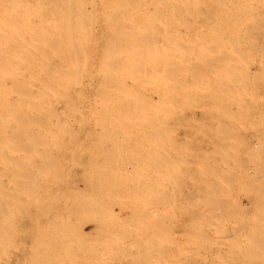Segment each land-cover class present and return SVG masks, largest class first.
I'll return each mask as SVG.
<instances>
[{
    "label": "rangeland",
    "instance_id": "1",
    "mask_svg": "<svg viewBox=\"0 0 264 264\" xmlns=\"http://www.w3.org/2000/svg\"><path fill=\"white\" fill-rule=\"evenodd\" d=\"M139 1L0 0V264H264V0Z\"/></svg>",
    "mask_w": 264,
    "mask_h": 264
},
{
    "label": "bare ground",
    "instance_id": "2",
    "mask_svg": "<svg viewBox=\"0 0 264 264\" xmlns=\"http://www.w3.org/2000/svg\"><path fill=\"white\" fill-rule=\"evenodd\" d=\"M140 1H141V0H140ZM140 1H139V2H140ZM165 1H166V0H165ZM175 1H176V0H175ZM181 1H182V0H181ZM211 1H213V0H211ZM129 2H131V1H129ZM151 2H154V1H151ZM173 2H174V1H173ZM177 2H178V1H177ZM184 2H185V1H184ZM168 3H169V1H168ZM174 3H175V2H174ZM182 3H183V1H182ZM208 3H209V2H208ZM217 3H218V2H217ZM131 4H132V3H131ZM152 4H153V3H152ZM158 4H159V3H158ZM212 4H213V3H212ZM214 4H215V3H214ZM132 5H133V4H132ZM165 5H166V4H165ZM185 5L188 7L187 4H185ZM191 5H192V4H191ZM221 5H222V4H221ZM261 5H262V3H261ZM127 6H128V4H127ZM153 6H154V5H153ZM156 6H157V5H156ZM160 6H161V4H160ZM170 6H171V5H170ZM213 6H214V5H213ZM118 7H119V5H118ZM129 7H130V5H129ZM154 7H155V6H154ZM168 7H169V6H168ZM222 7H223V6H222ZM225 7H226V6H225ZM112 8H113V7H112ZM190 8H192V7H190ZM198 8H199V7H198ZM213 8H214V7H213ZM238 8H239V7H238ZM255 8H256V7H255ZM119 9H120V8H119ZM121 9H123V8H121ZM194 9H195V6H194ZM194 9H193V10H194ZM116 10H117V9H116ZM127 10H128V9H127ZM157 10H159V9H157ZM166 10H167V9H166ZM173 10H174V9H173ZM175 10H176V9H175ZM175 10H174V11H175ZM204 10H205V9H204ZM220 10H221V9H220ZM226 10H228V9H226ZM235 10H236V9H235ZM238 10H239V9H238ZM117 11H118V10H117ZM161 11H162V10H161ZM161 11H160V12H161ZM195 11H196V10H195ZM254 11H255V10H254ZM257 11H258V10H257ZM115 12H116V11H115ZM120 12H122V11H119L118 13H120ZM158 12H159V11H158ZM178 12H179V11H178ZM185 12H186V11H185ZM190 12H191V11H190ZM193 12H194V11H193ZM220 12H221V11H220ZM118 13H117V14H118ZM122 13H123V12H122ZM122 13H121V14H122ZM132 13H133V12H132ZM167 13H168V12H167ZM186 13H187V12H186ZM236 13H237V12H236ZM241 13H242V12H241ZM130 14H131V13H130ZM172 14H173V12H172ZM174 14H175V13H174ZM177 14H178V13H177ZM180 14H181V13H180ZM194 14H195V12H194ZM250 14H251V13H250ZM114 15H115V14H114ZM162 15H163V14H162ZM164 15H165V13H164ZM181 15H182V14H181ZM187 15H188V14H187ZM196 15H197V14H196ZM215 15H216V14H215ZM234 15H235V14H234ZM258 15H259V13H258ZM178 16H180V15H178ZM223 16H224V15H223ZM223 16H222V17H223ZM230 16H231V15H230ZM172 17H175V16L172 15ZM217 17H218V16H217ZM254 17H255V16H254ZM160 18H161V17H160ZM149 19H150V18H149ZM152 19H155V18H152ZM185 19H186V18H185ZM229 19H230V18H229ZM253 19H254V18H253ZM113 20H114V19H113ZM143 20H144V19H143ZM158 20H159V19H158ZM175 20H176V19H175ZM163 21H164V20H163ZM163 21H162V23H164ZM165 21H167V19H166ZM171 21H172V19H171ZM176 21H177V20H176ZM145 22H146V21H145ZM148 22H149V21H148ZM152 22H153V21H152ZM196 22H197V21H196ZM231 22H232V21H231ZM158 23H159V22H158ZM172 23H173V22H172ZM172 23H171V24H172ZM187 23L190 24V22H187ZM204 23H205V22H204ZM204 23H203V24H204ZM212 23H213V22H212ZM229 23H230V22H229ZM239 23H240V22H239ZM118 24H119V23H118ZM147 24H148V23H147ZM208 24H209V23H208ZM143 25H145V24H143ZM163 25H164V24H163ZM150 26H151V24H150ZM167 26H168V25H167ZM172 26H173V25H172ZM178 26H179V25H178ZM183 26H184V25H183ZM220 26H221V25H220ZM222 26H223V25H222ZM111 27H112V26H111ZM165 27H166V26H165ZM202 27H203V26H202ZM207 27H208V26H207ZM212 27H213V26H212ZM214 27H215V29H216L217 26H214ZM152 28H153V27H152ZM187 28H188V27H187ZM199 28H200V27H199ZM223 28H224V27H223ZM142 29H143V28H142ZM231 29H232V28H231ZM235 29H236V28H235ZM154 30H155V29H154ZM173 30H174V29H173ZM213 30H214V29H213ZM219 30H220V29H219ZM136 31H138V30H136ZM140 31H141V30H140ZM156 31H157V30H156ZM133 32H134V31H133ZM150 32H151V31H150ZM153 32H155V31H153ZM141 33H142V32H141ZM207 33H208V32H207ZM224 33H225V32H224ZM224 33H222V34H224ZM236 33H237V32H236ZM157 34H158V32H157ZM203 34H204V33H203ZM211 34H212V33H211ZM211 34H209V35H211ZM213 34H214V33H213ZM213 34H212V35H213ZM140 35H142V34H140ZM140 35H139V36H140ZM155 35H156V34H155ZM136 36H137V35H136ZM136 36L134 35L133 37H136ZM160 36H161V35H160ZM178 36H179V34H178ZM181 36H182V35H181ZM187 36H188V35H187ZM213 36H214V35H213ZM221 36H223V35H221ZM147 37H148V36H147ZM208 37H209V36H208ZM227 37H228V36H227ZM143 38H144V37H143ZM217 38H219V37H217ZM217 38H216V39H217ZM152 39H153V38H152ZM176 39H177V38H176ZM205 39H206V38H205ZM208 39H209V38H208ZM210 39L212 40V38H210ZM213 40H215V39H213ZM221 40H222V39H221ZM221 40H220V41H221ZM179 42H180V41H179ZM214 42H215V41H214ZM214 42L212 41L211 43H214ZM218 42H219V41H218ZM222 42H223V41H222ZM196 43H197V42H196ZM200 43H201V42H200ZM215 43H216V42H215ZM175 44H176V43H175ZM180 44H181V43H180ZM191 44H192V43H191ZM176 45H177V44H176ZM201 45H202V44H201ZM237 45H239V44H237ZM144 46H145V45H144ZM148 46H149V45H148ZM181 46H182V45H181ZM198 46H199V45H198ZM208 46H209V44H208ZM178 47H179V46H178ZM222 47L224 48V47H226V46L224 45V46H222ZM148 48H149V47H148ZM198 48H199V47H198ZM176 49H177V48H176ZM179 49H180V48H179ZM213 49H214V48H213ZM219 49H220V48H219ZM225 49H226V48H225ZM148 50H149V49H148ZM172 50H173V49H172ZM174 50H175V49H174ZM183 50H184V48L182 49V51H183ZM217 50H218V49H217ZM233 50H234V49H233ZM233 50L231 49V51H233ZM180 51H181V50H180ZM182 51H181V52H182ZM220 51H221V50H220ZM191 52H192V51H191ZM196 52H197V51H196ZM212 52H213V51H212ZM223 52H224V51H223ZM175 53H176V52H175ZM214 53L216 54V52H214ZM176 54L178 55V53H176ZM205 54H206V53H205ZM205 54H204V55H205ZM211 54H213V53H211ZM227 54H228V52H227ZM174 55H175V54H174ZM184 55H185V54H184ZM243 55H244V54H243ZM180 56H181V55H180ZM194 56H195V55H194ZM171 57H172V56H171ZM197 57H198V56H197ZM238 57H239V56H238ZM175 58H176V57H175ZM180 58H181V57H180ZM180 58H178V59H180ZM176 59H177V58H176ZM197 59H198V58H197ZM186 60H187V59H186ZM170 61H173V60H170ZM228 61H229V59H228ZM142 62H143V61H142ZM174 62H175V61H174ZM185 62H186V61H185ZM216 62H217V61H216ZM229 62H230V61H229ZM240 62H241V61H240ZM242 62H243V61H242ZM169 63H171V62H169ZM179 63H180V62H179ZM237 63H238V62H237ZM172 64H173V63H172ZM177 64H178V63H177ZM207 64H208V63H207ZM168 65H169V64H168ZM170 65H171V64H170ZM205 66H206V64H205ZM234 66H235V65H234ZM245 66H246V64H245ZM180 67H181V66H180ZM208 67H209V66H208ZM216 67H217V66H216ZM212 68H213V67H212ZM232 68H233V67H232ZM236 69H237V68H236ZM185 70H186V69H185ZM247 70H248V69H247ZM145 71L147 72V70H145ZM164 71H166V70H164ZM202 71H203V70H202ZM233 71H234V70H233ZM166 72H167V71H166ZM204 72H205V71H204ZM225 72H226V71H225ZM228 72L230 73L231 71H228ZM228 72H227V73H228ZM137 73H138V72H137ZM138 74H140V73H138ZM138 74H137V76H136V75H134V76L139 77ZM142 74H143V73H142ZM144 74H145V73H144ZM144 74H143V78H144V76L146 77L147 73H146V75H144ZM239 74H240V72H239ZM148 75H149V74H148ZM148 75H147V76H148ZM227 75H228V74H227ZM149 76H150V75H149ZM149 76H148V77H149ZM151 76H152V75H151ZM161 76H162V75H161ZM163 76H164V75H163ZM231 76H232V75H231ZM136 77H135V79H136ZM229 77H230V74H229ZM238 77H239V76H238ZM164 78H165V77H164ZM191 78H192V77H191ZM135 79H134V80L132 79V80L135 82ZM147 79H148V78H147ZM153 79H154V78H153ZM153 79H152V82H153ZM137 80H141V79L138 78V79H136V81H137ZM142 80H145V79H142ZM142 80H141V81H142ZM149 80H150V79H149ZM165 80H166V79H165ZM219 80H220V79H219ZM154 81H155V79H154ZM163 81H164V79H163ZM170 81H171V80H170ZM139 82H140V81H139ZM144 82L146 83V81H144ZM147 82H148V81H147ZM228 82H229V81H228ZM234 82H235V81H234ZM247 82H248V81H247ZM150 83H151V82H150ZM172 83H173V82H172ZM140 84H142V82H141ZM147 84H149V83H147ZM176 84H177V83H176ZM242 84H243V83H242ZM136 85H138V84H136ZM142 85H143V84H142ZM144 85H145V84H144ZM152 85H155V84L152 83ZM227 85H228V84H227ZM249 85H250V84H249ZM121 86H122V85H121ZM138 86H140V85H138ZM146 86H147V85H146ZM148 86H149V85H148ZM155 86H156V85H155ZM155 86H154V87H155ZM172 86H173V85H172ZM220 86H221V85H220ZM245 86H246V85H245ZM113 87H114V86H113ZM154 87H153L152 89L156 90V89H157V86H156V89H155ZM222 87H223V85H222ZM242 87H243V86H242ZM108 88H110V87H108ZM108 88H107V91L110 90V89H108ZM119 88H120V89H119ZM119 88L117 87V90H119V91L121 90V93H119V92L116 90V87L114 88V91H117V92L121 95V100H122V101H123V99H124L123 97H125V95H127V93L129 94V91H131L130 94L128 95V96L133 95V96H131L132 98L130 97L131 100H133V101L135 100V99H133L134 96H135L134 98H136V97L138 98V97L141 96L140 99L138 98V99L136 100V101L139 102V103H140V102H141V103H142V102L144 103V104L142 103L141 106H143V105H144V106H145V105H149L150 102H151V104H150V106H151V105H154V104H152V102H157V101H152V100L150 99V97H152V96H149V95L147 96V93H148V92H153V91L150 90V89H151L150 86H149L150 89H149V88H145V89H147V92H146V90H145L146 95L144 94V91L142 92V91L140 90V89H142V86H141V88H140V87H137V88H140V89H138V90L135 88L136 91L133 92V93L138 94V92H139V90H140L141 92H139V94H138L139 96H137L136 94H132V91H134V90H132L133 88L130 89V86H129L128 88H126V87H124V85H123V88L127 89L128 92H127V90L125 91L122 87H119ZM161 88H162V86H161ZM161 88H160V89H161ZM143 89H144V88H143ZM143 89H142V90H143ZM158 89H159V88H158ZM219 89H220V88H219ZM100 90H102V88H101ZM103 90H104V92L108 93V92L106 91V87H105V89H103ZM111 90H112V88H111ZM148 90H150V91H148ZM171 90H172V89H171ZM205 90H206V89H205ZM221 90H222V89H221ZM247 90H248V88H247ZM114 91L112 90L111 92H114ZM124 91H125L126 93H125ZM214 91H215V90H214ZM223 91H224V90H223ZM241 91H242V90H241ZM111 92H110V93H111ZM212 92H213V91H212ZM224 92H225V91H224ZM245 92H246V91H245ZM94 93H96V92H94ZM102 93H103V91H102L100 94H102ZM114 93H115V92H114ZM124 93H125V94H124ZM153 93H155V92H153ZM156 93L158 94L159 92H156ZM160 93H162V90H161ZM219 93H220V92H219ZM219 93H218V94H219ZM226 93H227V92H226ZM238 93H239V92H238ZM247 93H248V92H247ZM98 94H99V93H98ZM100 94H99V96L101 97L102 95H100ZM112 94H113V93H112ZM119 94H117V95L115 94V95H116V98H117V97L119 98V99L117 98L118 100L116 101V103L109 102V103H113V104H114L113 107H115V104H119V103L122 102V101L120 100ZM122 94L124 95L123 97H122ZM141 94H143L145 97H142ZM151 94H152V93H151ZM167 94H168V93H167ZM167 94H166V95H167ZM241 94H242V93H241ZM95 95H96V94H95ZM104 95H105V94L103 93V97H104ZM108 95H109V93L106 94V96H108ZM169 95H170V94H169ZM173 95H174V94H173ZM223 95H224V93H223ZM231 95H232V94H231ZM235 95H236V94H235ZM253 95H254V94H253ZM80 96H81L80 98H82V95H80ZM99 96H98V98H96L97 100L100 98ZM109 96H110V95H109ZM128 96L125 97V99H124L125 101H123V102H124L123 105H122V103H121V104L116 105V106L120 108V105H121V107H123V108H124V106H125V108H126V107L128 108V104H129V103L126 102L127 100H130V99H126V98H128ZM158 96H159V95H158ZM177 96H178V95H177ZM228 96H229V95H228ZM241 96H242V95H241ZM112 97H114V96H112ZM112 97H111V98H112ZM148 97H149V98H148ZM164 97H165V96H164ZM167 97H168V96H167ZM171 97H172V96H171ZM231 97H232V96H231ZM92 98H93V95H92ZM106 98H108V97H106ZM116 98H115V100H116ZM145 98H146V99H145ZM147 98H148L150 101H149ZM199 98H200V97H199ZM93 99H94V98H93ZM160 99H161V98H160ZM160 99H159V100H160ZM204 99H205V98H204ZM238 99H239V98H238ZM254 99H255V98H254ZM258 99H259V98H258ZM100 100H102V97L100 98ZM108 100H110V98H108ZM113 100H114V99L112 98V101H113ZM143 100H144L145 102H147V100H148L149 103L147 102L148 104H146ZM156 100H157V99H156ZM168 100H169V99H168ZM105 101H107V100L105 99ZM105 101H104V99H103V102L100 101L99 104H103ZM118 101H121V102H118ZM133 101H131V102H133ZM165 101H166V100H165ZM165 101H164V102H165ZM188 101H189V100H188ZM230 101H231V100H230ZM238 101H239V100H238ZM117 102H118V103H117ZM128 102H129V101H128ZM131 102H130V103H131ZM134 102H135V101H134ZM210 102H212V101H210ZM232 102H233V100H232ZM106 103H108V102H105V104H106ZM109 103L106 104V108H108V106H109V107L111 106V109H112L113 107H112V105L109 104ZM125 103H126V105H124ZM158 103H159V102H158ZM161 103H162V102H161ZM80 104H81V103H80ZM93 104H94V103H93ZM95 104H96L95 106H97V103H95ZM99 104H98V105H99ZM105 104H104V105H105ZM131 104L133 105V106L131 105V107L134 108L135 105H134L133 103H131ZM155 104H156V103H155ZM227 104H228V103H227ZM156 105H158V104H156ZM161 105H162V104H161ZM212 105H213V104H212ZM90 106H91V104H90ZM99 106H100V105H99ZM101 106H102V105H101ZM129 106H130V105H129ZM163 106H164V104H163ZM103 107H105V106H103ZM103 107H102V109H101L102 112H103V109H104ZM157 107H158V106H157ZM172 107H173V106H172ZM205 107H206V106H205ZM93 108H94V106H93ZM96 108H97V107H96ZM99 108H101V107H99ZM99 108H98V109H99ZM129 108H130V107H129ZM133 108H131V109H133ZM143 108H144V107H143ZM152 108H155V109H156V107H154V106H153ZM152 108H151V109H152ZM173 108H174V107H173ZM175 108H176V107H175ZM178 108H179V107H178ZM206 108H207V107H206ZM244 108H245V107H244ZM94 109H95V108H94ZM108 109L110 110V108H108ZM108 109H106V110L104 109V111H106V113L104 114V112H103V113H101V114L109 115V116L115 115V117H116V115H117L118 113L120 114V112L123 113V111H124V114H126V113L128 112V111L122 109V111H121V110H120V111L118 110L119 112H117V113H113L112 111H109V112H108V111H107ZM114 109H115V108H113V111H117V110H114ZM116 109H117V108H116ZM140 109H141V110H140ZM140 109H139L140 112L138 111L140 114H138V115L141 117V116H142V113H143V116L145 117L146 114L144 115V111H145V112H146V111L148 112V107H147V110H146V109H145V110H144V109L142 110V107H141ZM151 109H150V110H151ZM212 109H213V108H212ZM96 110H97V109H96ZM134 110H135V111H131V112H132V113H133V112L135 113V112H136V109L134 108ZM137 110H138V109H137ZM150 110H149V111H150ZM152 110H153V109H152ZM156 110H158V109H156ZM170 110H171V109H170ZM99 111H100V110H99ZM125 111H126V113H125ZM154 111H155V110H154ZM159 111H160V110H159ZM246 111H247V110H246ZM152 112H153V111H152ZM156 112H157V111H156ZM166 112H167V111H166ZM97 113H98V112H97ZM99 113H100V112H99ZM107 113H111V114L113 113V114L111 115V114H107ZM134 113H133V114H134ZM243 113H244V112H243ZM246 113H247V112H246ZM89 114H90V113H89ZM101 114H100V115H101ZM124 114H123V115H124ZM147 114H148V113H147ZM153 114H155V113H153ZM153 114H152V115H153ZM92 115H93V114H92ZM120 115H121V114H120ZM120 115H119V116H120ZM130 115H131V113H130ZM138 115H136V117H137ZM152 115H151V113L149 114V116H152ZM155 115H156V114H155ZM155 115H154V116H155ZM234 115H235V114H234ZM117 116H118V115H117ZM121 116H122V115H121ZM143 116H142V117H143ZM154 116H153V118L155 119ZM156 116H157V115H156ZM168 116H169V115H168ZM79 117H80V116H79ZM98 117H99V116H98ZM98 117H96V118H98ZM103 117H104V116H103ZM103 117H102V118H103ZM105 117H106V116H105ZM105 117H104V119L107 120L108 116H107V118H105ZM140 117H139V118H140ZM162 117H164V116H162ZM102 118H101V119H102ZM110 118H111V117H110ZM112 118H113V116H112ZM119 118H120V117H119ZM119 118H118V119H119ZM121 118H122V117H121ZM121 118H120V119H121ZM124 118H125V117H124ZM130 118H131V117H130ZM132 118H133V117H132ZM132 118H131V119H132ZM134 118H135V117H134ZM139 118H137V119L135 118V121L138 120ZM148 118H149V117H148ZM156 118H157V117H156ZM159 118H160V117H159ZM77 119H78V118H77ZM113 119H114V118H113ZM113 119H111L110 121L113 122ZM118 119L116 118L117 121H118ZM140 119H141V118H140ZM140 119H139V120H140ZM142 119H144V118H142ZM145 119H146V118H145ZM151 119H152V118H150V120H151ZM157 119H158V118H157ZM161 119H162V118H161ZM121 120H123V118H122ZM127 120L129 121V119H127ZM81 121H82V120H81ZM81 121H79V122H81ZM123 121H124V120H123ZM131 121H132V120H131ZM147 121H148V119H147ZM156 121H157V120H156ZM115 122H116V121H115ZM121 122H122V121H120V123H121ZM126 122H127V121H126ZM126 122H124V123H126ZM77 123H78V122H77ZM116 123H117V122H116ZM116 123H115V124H116ZM118 123H119V122H118ZM124 123H123V125H124ZM145 123H147V122L144 121V124H145ZM148 123H149V121H148ZM148 123H147V124H148ZM150 123H151V122H150ZM153 123H154V122H152L151 124H153ZM140 124H142V122H140ZM144 124H142V125H144ZM117 125H118V124H117ZM121 125H122V124H121ZM133 125H134V124H133ZM136 125H137V124H136ZM155 125H156V124H155ZM93 126H94V125H93ZM96 126H97V125H96ZM98 126H99V125H98ZM104 126H105V125H104ZM109 126L114 127V125H113V126H112V125H109ZM140 126H141V125H140ZM105 127H106V126H105ZM111 127H110V129H111ZM121 127H122V126H121ZM123 127H124V126H123ZM136 127H137V126H136ZM102 128H104V127H102ZM102 128H100V129H102ZM106 128H109V127L107 126ZM115 128H116V125H115ZM119 128H120V127H119ZM119 128H118V129H119ZM127 128H128V127H127ZM137 128H138V127H137ZM140 128H141V127H140ZM146 128H147V127H146ZM150 128H151V125H150ZM150 128H149V129H150ZM100 129H99V130H100ZM104 129H105V128H104ZM104 129H103V131H104ZM118 129H117V131H119ZM122 129H123V128H121L120 130H122ZM124 129H125V132H126V128H125V127H124ZM124 129H123V130H124ZM129 129H130V128H129ZM143 129H144V128H143ZM151 129H152V128H151ZM89 130H90V129H89ZM97 130H98V129H97ZM108 130H109V129H108ZM115 130H116V129H115ZM127 130H128V129H127ZM94 131H95V130H94ZM101 131H102V130H101ZM105 131H106V129H105ZM113 131H114V130H113ZM113 131H112V132H113ZM144 131H145V130H144ZM156 131H157V130H156ZM95 132H96V131H95ZM122 132H123V131H122ZM90 133H91V132H90ZM107 133H108V132H107ZM130 133H133V132H130ZM153 133H154V132H153ZM157 133H158V132H157ZM103 134H104V133H103ZM109 134H110V133H109ZM113 134H114V132H113ZM113 134H112V135H113ZM126 134H128V131H127ZM100 135H101V133H100ZM106 135H107V134H106ZM128 135H129V134H128ZM128 135H126V136H128ZM150 135H151V133H150ZM85 136H86V135H85ZM126 136H125V137H126ZM136 136H137V134H136ZM146 136H147V134H146ZM148 136H149V135H148ZM156 136H157V135H156ZM86 137H87V136H86ZM109 137H110V136H109ZM112 137H113V136H112ZM117 137H118V136H117ZM120 137H121V136H120ZM130 137H132V136H130ZM144 137H145V136H144ZM104 138H105V137H104ZM104 138H103V140H104ZM128 138H129V137H128ZM145 138H146V137H145ZM100 139H101V138H100ZM108 139H109V138H108ZM118 139H119V138H117V140H118ZM125 139H126V138H125ZM140 139H141V138H140ZM143 139H144V138H143ZM103 140H102V141H103ZM109 140H111V139H109ZM115 140H116V138H115ZM117 140H116V141H117ZM146 140H147V139H146ZM151 140H152V139H151ZM120 141H121V140H120ZM131 141H132V140H131ZM96 142H97V141H96ZM98 142H99V140H98ZM144 142H145V141H144ZM100 143H101V142H100ZM114 143H115V142H113V144H114ZM117 143H118V142H117ZM104 144H105V143H104ZM104 144H103V145H104ZM119 144H120V143H119ZM131 144H132V143H131ZM133 144H134V143H133ZM103 145H101V146H103ZM117 145H118V144H117ZM136 145H137V144H136ZM138 145H139V144H138ZM142 145H143V144H142ZM154 145H155V144H154ZM115 146H116V144H115ZM110 147H111V146H110ZM123 147H124V146H123ZM137 147H138V146H137ZM157 147H158V146H157ZM119 148H120V147H119ZM141 148H143V147H141ZM101 149H102V148H101ZM109 149H110V148H109ZM121 149H123V148H121ZM134 149H135V148H134ZM113 150H114V149H113ZM107 151H108V150H107ZM107 151H106V152H107ZM122 151H123V150H122ZM122 151H120V152H122ZM129 151H131V149H130ZM129 151H128V152H129ZM108 152H110V151H108ZM115 152H117V151H115ZM120 152H118V153L120 154ZM100 153H101V152H100ZM103 153H104V152H103ZM126 153H127V152H126ZM135 153H136V152H135ZM138 153H139V152H138ZM27 154H28V153H27ZM29 154H30V152H29ZM35 154H36V153H35ZM89 154H90V153H89ZM107 154H108V153H107ZM133 154H134V153H133ZM122 155H123V154H122ZM148 155H149V154H148ZM94 156H95V154H94ZM98 156H99V155H98ZM134 156H135V155H134ZM137 156H138V155H137ZM30 157H31V156H30ZM101 157H102V156H101ZM106 157H107V156H106ZM150 157H151V156H150ZM20 158H21V157H20ZM27 158H28V157H27ZM31 158H32V157H31ZM123 158H124V157H123ZM101 159H102V158H101ZM106 159H110V158H106ZM112 159L114 160V158H112ZM117 159H118V158H117ZM155 160H156V159H155ZM17 161H18V160H17ZM25 161H26V160H25ZM28 161H29V160H28ZM143 161H144V160H143ZM143 161H142V162H143ZM43 162H44V161H43ZM116 162H117V160H116ZM127 162H128V161H127ZM145 162H146V161H145ZM94 163H95V162H94ZM100 163H101V162H100ZM102 163H103V162H102ZM106 163H107V162H106ZM106 163H105V164H106ZM137 163H138V162H137ZM137 163H136V164H137ZM155 163H156V162H155ZM116 164L118 165V163H116ZM125 164H126V163H125ZM144 164H145V163H144ZM120 165H121V164H120ZM132 165H133V164H132ZM147 165H148V164H147ZM90 166H91V165H90ZM114 166H115V164H114ZM114 166L112 165V167H114ZM122 166H124V165H122ZM136 166H137V165H136ZM154 166H155V165H154ZM53 167H54V166H53ZM56 167H57V166H56ZM80 167H82V166H80ZM91 167H93V166H91ZM149 167H150V165H149ZM33 168H34V167H33ZM96 168H97V166H96ZM96 168H95V169H96ZM99 168H100V167H99ZM150 168H151V167H150ZM37 169H38V168H37ZM44 169H45V168H44ZM121 169H122V168H121ZM105 170H106V169H105ZM117 170H119V168H118ZM153 170H154V169H153ZM107 171H108V170H107ZM133 171H134V170H133ZM138 171H139V170H138ZM141 171H142V170H141ZM145 171H146V170H145ZM116 172H117V171H116ZM120 172H121V171H120ZM142 172H143V171H142ZM149 172H150V170H149ZM32 173H33V172H32ZM112 173H114V172H112ZM118 173H119V172H118ZM137 173H138V172H137ZM144 173H145V172H144ZM146 173H147V171H146ZM26 174H27V173H25V175H26ZM101 174H102V173H101ZM101 174H100V175H101ZM104 174H105V173H104ZM116 174H117V173H116ZM121 174H122V173H121ZM28 175H29V174H28ZM48 175H49V174H48ZM95 175H97V174H95ZM118 175H119V174H118ZM135 175H136V174H135ZM105 176H106V174H105ZM119 176H120V175H119ZM128 176H129V175H128ZM133 176H134V175H133ZM16 177H17V176H16ZM18 177H19V176H18ZM18 177H17V179H18ZM21 177H22V176H21ZM21 177H20V178H21ZM112 177H113V176H112ZM148 177H149V176H148ZM144 178H145V177H144ZM101 179H102V178H101ZM127 179H128V178H127ZM23 180H24V178H23ZM85 180H86V179H85ZM95 180H96V179H95ZM110 180H111V179H110ZM131 180H132V179H131ZM13 181H14V180H13ZM90 181H91V180H90ZM27 182H28V181H27ZM110 182H111V181H110ZM149 182H150V181H149ZM6 183H7V182H6ZM21 183H22V182H21ZM28 183H30V182H28ZM87 183H88V182H87ZM30 184H31V183H30ZM90 184H91V183H90ZM121 184H122V182H121ZM127 184H128V183H127ZM32 185H33V184H32ZM37 185H38V184H37ZM72 185H73V183H72ZM138 185H139V184H138ZM143 185H144V184H143ZM143 185H142V186H143ZM146 185H148V184L146 183ZM1 186H2V185H1ZM15 186H16V185H15ZM18 186H19V185H18ZM21 186H23V185H21ZM24 186H25V185H24ZM68 186H69V185H68ZM101 186H102V185H101ZM101 186H100V187H101ZM106 186H107V185H106ZM115 186H116V185H115ZM144 186H145V185H144ZM124 187H125V186H124ZM124 187H123V188H124ZM126 187H127V186H126ZM138 187H139V186H138ZM148 187H149V186H148ZM16 188H17V187H16ZM30 188H31V187H30ZM2 189H3V187H2ZM37 189H38V186H37ZM115 189H116V188H115ZM127 189H128V188H127ZM4 190H6V189L4 188ZM12 190H13V189H12ZM67 190H68V189H67ZM97 190H98V189H97ZM70 191H72V190H70ZM120 191H121V190H120ZM132 191H133V190H132ZM0 192H1V191H0ZM19 192H20V191H18L17 193H19ZM74 192H75V191H74ZM108 192H109V191H108ZM128 192H129V191H127V193H128ZM147 192H148V191H147ZM151 192H152V191H151ZM68 193H69V192H68ZM111 193H112V192H111ZM115 193H116V192H115ZM145 193H146V191H145ZM3 194H4V193H3ZM71 194H72V193H71ZM86 194H87V192H86ZM106 194H107V193H106ZM109 194H110V193H109ZM137 194H138V193H137ZM150 194H151V193H150ZM31 195H32V194H31ZM88 195H89V194H88ZM102 195H104V194H102ZM111 195H112V194H111ZM143 195H144V194H143ZM154 195H155V194H154ZM81 196H83V195H81ZM84 196H85V195H84ZM119 196H120V195H119ZM35 198H36V197H35ZM85 198H86V196H85ZM12 199H13V198H12ZM83 199H84V198H83ZM108 199H109V198H108ZM118 199H119V198H118ZM155 199H156V198H155ZM103 200H105V198L102 199L101 202H102ZM139 200H140V198H139ZM142 200H143V199H142ZM144 201H145V199H144ZM144 201H143V202H144ZM9 203H10V202H9ZM76 203H77V202H76ZM79 203H80V202H79ZM79 203H78V204H79ZM19 204H20V203H19ZM91 204H92V203H91ZM121 204H122V203H121ZM87 205H88V204H87ZM72 206H73V205H72ZM79 206H81V205H79ZM79 206H78V207H79ZM132 206H133V205H132ZM22 207H23V206H22ZM89 207H90V206H89ZM147 207H148V206H147ZM23 208H24V207H23ZM45 208H46V207H45ZM98 208H99V207H98ZM131 208H132V207H131ZM8 209H9V208H8ZM84 209H85V208H84ZM118 209H119V208H118ZM50 210H51V209H50ZM65 210H66V209H65ZM86 210H87V208H86ZM103 210H104V209H103ZM103 210H102V212H103ZM75 211H76V210H75ZM75 211H74V212H75ZM77 212H80V211H77ZM0 213H1V212H0ZM15 213H16V212H15ZM52 213H53V212H52ZM80 213H81V212H80ZM86 214H87V213H86ZM103 214H104V213H103ZM156 214H157V213H156ZM2 215H3V214H2ZM5 215H6V214H5ZM5 215H4V216H5ZM106 215H107V214H106ZM95 216H96V215H95ZM1 217H2V216H1ZM10 217H11V216H10ZM156 217H157V216H156ZM131 218H132V216H131ZM4 220H5V219H4ZM64 220H65V219H64ZM138 220H139V218H138ZM86 222H87V221H86ZM97 222H98V221H97ZM109 222H110V221H109ZM138 222H139V221H138ZM147 222H149V221H147ZM153 222H155V221H153ZM3 223H4V222H3ZM155 223H156V222H155ZM150 224L152 225L153 223H150ZM108 225H109V224H108ZM110 225H112V224H110ZM119 225H120V224H119ZM71 226H72V225H71ZM73 227H74V226H73ZM112 227H113V226H112ZM60 229H61V228H60ZM77 229H78V228H77ZM80 229H81V228H80ZM91 229H92V228H91ZM114 229H115V228H114ZM129 229H130V228H129ZM58 230H59V229H58ZM74 230H76V229H74ZM137 230H138V229H137ZM63 231H64V229H63ZM63 231H62V232H63ZM140 231L142 232V230H139V232H140ZM0 232H1V231H0ZM17 232H18V231H17ZM136 233H137V232H136ZM5 234H6V233H5ZM15 234H16V233H15ZM39 234H40V233H39ZM105 234H106V233H105ZM3 235H4V234H3ZM40 235H41V234H40ZM40 235H39V236H40ZM153 235H154V233H153ZM4 236H5V235H4ZM6 236H7V235H6ZM101 236H103V235H101ZM135 236L137 237V234H136ZM70 237H71V236H70ZM98 237H99V236H98ZM2 239H3V238H2ZM52 239H53V238H52ZM56 239H57V238H56ZM33 240H34V239H33ZM35 240H36V239H35ZM37 240H38V238H37ZM37 240H36V241H37ZM108 240H109V239H108ZM54 241H55V239H54ZM113 241H114V240H113ZM56 242H57V241H56ZM64 242H65V241H64ZM64 242H63V243H64ZM14 243H15V242H14ZM57 243H58V242H57ZM118 243H119V242H118ZM120 243H121V242H120ZM0 244H1V243H0ZM3 244H4V243H3ZM43 245H44V244H43ZM45 245H46V244H45ZM2 246H3V245H2ZM14 246H15V245H14ZM20 246H21V245H20ZM56 246H57V245H55V247H56ZM15 247H16V246H15ZM153 247H154V246H153ZM43 248H44V247H43ZM47 248H48V247H47ZM58 248H59V247H58ZM2 249H3V248H2ZM39 249H40V248H39ZM60 249H61V248H60ZM105 249H107V248H105ZM7 250H8V249H7ZM7 250H6V251H7ZM16 250H17V249H16ZM82 250H83V248H82ZM122 251H124V250H122ZM153 251H154V250H153ZM153 251H152V252H153ZM155 251H157V250H155ZM97 252H98V251H96V254H97ZM59 253H60V252H59ZM59 253H58V254H59ZM100 254H101V253H100ZM150 254H151V253H150ZM38 255H39V254H38ZM58 256H59V255H58ZM106 256H107V255H106ZM113 256H114V255H113ZM173 257H174V256H173ZM42 258H43V257H42ZM42 258H41V259H42ZM53 258H54V257H53ZM58 258H59V257H58ZM30 259H31V258H30ZM64 259H65V258H64ZM55 260H56V259H55ZM51 261H52V260H51ZM42 262H43V261H42ZM48 262H49V261H48ZM58 262H59V261H58ZM64 262H65V261H64ZM64 262H63V263H64ZM66 262H67V261H66ZM104 262H105V261H104ZM158 262H159V261H158ZM45 263H46V262H45ZM70 263H71V262H70ZM94 263H95V262H94ZM176 263H177V262H176ZM61 264H62V262H61ZM179 264H180V263H179Z\"/></svg>",
    "mask_w": 264,
    "mask_h": 264
}]
</instances>
